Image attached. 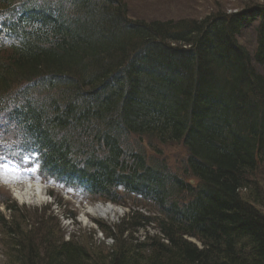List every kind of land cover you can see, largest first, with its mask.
Instances as JSON below:
<instances>
[{
    "label": "trees",
    "instance_id": "trees-1",
    "mask_svg": "<svg viewBox=\"0 0 264 264\" xmlns=\"http://www.w3.org/2000/svg\"><path fill=\"white\" fill-rule=\"evenodd\" d=\"M65 2L73 3L74 15H64L58 5L54 14L36 13L22 21L30 28L0 64V95L38 78L48 88L61 85L64 95L76 87L66 75L91 87L118 86L92 108L75 111L69 105L64 119L65 105L59 111L49 106L55 118L28 127L44 134V159L95 175L93 195L117 202L122 184L126 193L150 201L158 217L132 210L114 227L103 224L112 243L106 247L104 239L103 248L92 253L73 234L63 240L46 232L38 245L19 226L20 234L11 232L0 215L12 240L4 264H264V191L252 180L264 156V6L198 21L145 22L128 18L120 0ZM254 23L257 43L250 55L235 36ZM31 108L26 97L12 109L32 113ZM82 123L88 126L84 133L76 128ZM125 134L183 143L186 169L196 182L126 153L119 140ZM80 138L83 152L74 145ZM6 208L11 212L14 206ZM150 224L159 235L134 236ZM221 227L232 233L220 234ZM189 233L199 245L183 237Z\"/></svg>",
    "mask_w": 264,
    "mask_h": 264
},
{
    "label": "rangeland",
    "instance_id": "rangeland-1",
    "mask_svg": "<svg viewBox=\"0 0 264 264\" xmlns=\"http://www.w3.org/2000/svg\"><path fill=\"white\" fill-rule=\"evenodd\" d=\"M123 2L126 4L128 13L132 19L146 22L182 18H193L198 21L214 14L240 11L242 8L252 5L264 6V0H123ZM255 37V28L254 26H250L244 29L237 38L241 45L252 51L255 46ZM0 56L3 59L4 53L1 52ZM13 88L9 91L10 93L13 92ZM122 144L124 148L128 147L132 150L142 151L147 160L152 163L164 161L166 165L177 172H180L182 169L186 151L181 144L173 142L159 143L156 139L152 140L146 136L133 135L124 138ZM18 177L15 170L10 166H0V202L9 199L7 203L14 206L13 211L9 212L2 204L0 205V211L5 221L8 222L6 226L10 227L11 232L15 231L17 234H20V231L17 230V226H19L22 229L21 232L29 231V238L34 241L36 240L38 245H42L46 241V232L56 239L62 237L63 240H67L73 234L74 240L80 246H83L89 252L93 250L92 253H94V251H97L96 249L103 248L100 245V242L105 239V232H102L103 229H101L103 224H106L107 227H114L125 218L129 211L127 207H122V210L119 211L120 213H117L113 220L104 218L98 214H94L93 216L88 214L87 217L91 221L88 224L83 219L81 220V215H86L89 207L95 208L97 206L95 205L96 203H87L85 205L72 197L68 198L66 195L59 194H54L53 196L58 204L61 205L60 208H56L57 206L48 202L47 196L45 197V200H47L45 202H23L14 199L11 192H9L10 190H8L10 187L14 190L23 187V181ZM252 180L261 191H264V157L253 172ZM244 193V191L241 192V194ZM87 206L89 207L87 208ZM51 209H54L56 218H48V214H51ZM150 211V207L144 210L146 213ZM43 212L44 216H41ZM69 212L73 213L75 217ZM69 214L70 217H68ZM41 223L45 226H42ZM126 225L125 227L128 228ZM6 226L4 229V226L1 227L0 225V264H4L10 250L8 244L12 241L5 236L7 232ZM147 230L151 236L159 235L157 230L153 232L149 228ZM142 234V231H140L134 236L142 240ZM111 243L112 240L110 238L104 240L106 247H109ZM196 245H199V243H196Z\"/></svg>",
    "mask_w": 264,
    "mask_h": 264
},
{
    "label": "bare ground",
    "instance_id": "bare-ground-1",
    "mask_svg": "<svg viewBox=\"0 0 264 264\" xmlns=\"http://www.w3.org/2000/svg\"><path fill=\"white\" fill-rule=\"evenodd\" d=\"M187 157H188V151H186L185 159H187ZM13 192L15 194V197L20 201L35 202V203H40V202L45 201V195L43 194L42 191L39 190V187L37 185L35 187L33 186L21 187L17 190H14ZM119 211H120L119 208H115L110 205L100 204V205H97L95 208L89 207V211L87 213L90 214L91 216H93L94 214H98L99 216L113 220L116 214L120 213ZM87 215L85 214L81 215V220L83 219V221L90 224L91 221L87 217ZM221 228H223V230L220 231V234L222 235H227V234L232 233V230L226 227H221ZM194 236H195V233L193 234L189 233L187 235L185 234L183 237L189 239V238H193Z\"/></svg>",
    "mask_w": 264,
    "mask_h": 264
}]
</instances>
